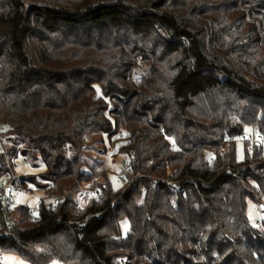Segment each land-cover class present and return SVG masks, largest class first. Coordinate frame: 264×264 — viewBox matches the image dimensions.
I'll return each instance as SVG.
<instances>
[{
  "label": "trees",
  "instance_id": "1",
  "mask_svg": "<svg viewBox=\"0 0 264 264\" xmlns=\"http://www.w3.org/2000/svg\"><path fill=\"white\" fill-rule=\"evenodd\" d=\"M93 133L122 142L135 180L115 188L86 157ZM258 135L264 0H0V184L44 194L37 221L16 204L12 237L0 214L3 253L264 264V148L245 139L237 156V139ZM18 156L44 169L15 176ZM87 187L101 199L79 207Z\"/></svg>",
  "mask_w": 264,
  "mask_h": 264
},
{
  "label": "rangeland",
  "instance_id": "2",
  "mask_svg": "<svg viewBox=\"0 0 264 264\" xmlns=\"http://www.w3.org/2000/svg\"><path fill=\"white\" fill-rule=\"evenodd\" d=\"M251 132V128L247 127L246 133L250 134ZM87 136L88 139L86 141L88 142V150L85 152L86 157L95 164L98 160H102L101 168H106V170L109 171L113 186L115 188L121 187L123 185L122 179L124 176V170L126 169L124 163L129 164L130 162L129 156L121 151L123 147L122 142L116 141V137L112 138L111 141L109 138H100L97 137V134L95 133L87 134ZM109 142H115V147H118L119 150L117 151L116 149L115 151H113L112 149H110V151H108ZM244 155V143L242 142L241 138H238V159L242 160L244 158ZM14 161L16 174L15 176H26L33 173H38L39 171L44 169L43 163L41 161H38V166L36 167L32 166L29 163L27 164L26 161H24V158H22L21 156L15 158ZM84 189L89 190V187ZM12 195L14 196V201L16 204L27 205L31 208L36 206L35 209H37V212H39V203L44 194L41 190H38L33 183H29L26 188L14 186V188L12 189ZM248 216L253 223H256L260 219V211L258 209V206L253 202H250L248 205ZM123 229L127 231V222H124ZM0 256L4 257V262L7 264H30L29 261L23 259L18 254L3 253L2 251H0Z\"/></svg>",
  "mask_w": 264,
  "mask_h": 264
},
{
  "label": "built area",
  "instance_id": "3",
  "mask_svg": "<svg viewBox=\"0 0 264 264\" xmlns=\"http://www.w3.org/2000/svg\"><path fill=\"white\" fill-rule=\"evenodd\" d=\"M124 131H121L118 134V139H122L124 140V143L129 145L130 144V140L128 139L127 135H124ZM84 140L88 139L87 134L84 135ZM235 138H233L234 140ZM248 139L250 142V150H253V146L254 145H258L260 147L264 148V135H258L256 137H241V140H245ZM0 147L2 148V145H0ZM110 149H112L113 151H115L117 149V151L119 150L117 147H115V142H111L108 146V151H110ZM26 163L28 164L29 162L26 160ZM125 172V179L123 180L125 183H127L129 180H135V178L137 177V175L134 173L133 169L130 167V165L126 166V169L124 170ZM126 173L128 174V176H126ZM14 176L11 177L9 174L6 175L5 180H3V182L0 184V214L2 215V218L4 220V226H5V230H4V236L7 237H12L13 236V226L14 223L16 221L14 210L16 208V203L14 201V196L12 195V180H13ZM92 194H95L96 198L101 199V195L95 190H88V189H83L82 194H81V202L79 207L85 206L89 203V201L91 200ZM62 200V198L60 196H54L51 202L50 207L52 209H56L58 203ZM36 207V206H35ZM35 207L30 208L29 209V216L32 220H39L40 219V210L39 212H37V209H35ZM33 213H38L37 216H34ZM0 262H4V257L0 256Z\"/></svg>",
  "mask_w": 264,
  "mask_h": 264
},
{
  "label": "snow or ice",
  "instance_id": "4",
  "mask_svg": "<svg viewBox=\"0 0 264 264\" xmlns=\"http://www.w3.org/2000/svg\"><path fill=\"white\" fill-rule=\"evenodd\" d=\"M124 135H128V133H124ZM92 195H95V194H92ZM19 202V201H18ZM34 216H37L38 213H33Z\"/></svg>",
  "mask_w": 264,
  "mask_h": 264
},
{
  "label": "water",
  "instance_id": "5",
  "mask_svg": "<svg viewBox=\"0 0 264 264\" xmlns=\"http://www.w3.org/2000/svg\"><path fill=\"white\" fill-rule=\"evenodd\" d=\"M262 208L264 209V205L262 206ZM263 217H264V213H263Z\"/></svg>",
  "mask_w": 264,
  "mask_h": 264
}]
</instances>
